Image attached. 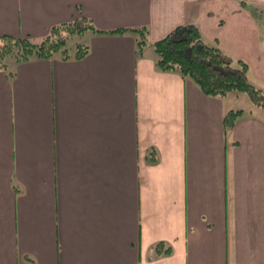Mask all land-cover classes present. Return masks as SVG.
I'll return each instance as SVG.
<instances>
[{"label": "crops", "instance_id": "0c3cea01", "mask_svg": "<svg viewBox=\"0 0 264 264\" xmlns=\"http://www.w3.org/2000/svg\"><path fill=\"white\" fill-rule=\"evenodd\" d=\"M79 17L147 40L87 32L82 58L6 60L0 264H264L263 110L158 71L153 49L192 23L264 90V0H0V35Z\"/></svg>", "mask_w": 264, "mask_h": 264}, {"label": "trees", "instance_id": "16d2710c", "mask_svg": "<svg viewBox=\"0 0 264 264\" xmlns=\"http://www.w3.org/2000/svg\"><path fill=\"white\" fill-rule=\"evenodd\" d=\"M124 34L133 32L137 35V50L143 49L148 30L146 27L115 28L112 30L97 29L87 17L75 18L68 22L54 25L39 40L29 37L0 35V71H6V59L16 62L29 59H49L54 55L61 59H79L88 52V45L75 43V51L69 52V45L74 37L81 38L85 33ZM72 42V43H71ZM156 54L155 67L162 72H175L183 79L193 81L201 92L208 96L222 97L230 92L245 94L253 106L264 112V90L254 87L247 78L248 65L242 60H234L217 46L203 40L200 31L192 23L175 26L167 35L153 43ZM242 110H229L223 117V126L234 125ZM156 159L152 150L149 160ZM170 246L162 242L154 245V254L170 253Z\"/></svg>", "mask_w": 264, "mask_h": 264}, {"label": "rangeland", "instance_id": "374dc122", "mask_svg": "<svg viewBox=\"0 0 264 264\" xmlns=\"http://www.w3.org/2000/svg\"><path fill=\"white\" fill-rule=\"evenodd\" d=\"M83 37V36H82ZM81 37V38H82ZM75 39H73L72 40V42H74V43H72V44H70L69 45V52H74L75 51V43L76 42H84L85 41V39H79V38H77L76 36L74 37ZM12 58L11 57H8L6 60H7V62H9L10 60H11ZM234 92V91H233ZM234 93H236V94H241V96H244V94H242V93H238V92H234ZM243 98H245V97H243ZM247 100V99H246Z\"/></svg>", "mask_w": 264, "mask_h": 264}]
</instances>
